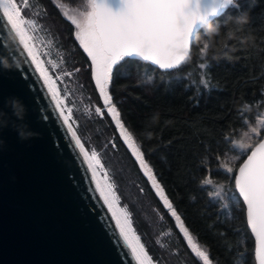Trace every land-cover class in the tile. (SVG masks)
Here are the masks:
<instances>
[{
    "label": "trees",
    "instance_id": "trees-1",
    "mask_svg": "<svg viewBox=\"0 0 264 264\" xmlns=\"http://www.w3.org/2000/svg\"><path fill=\"white\" fill-rule=\"evenodd\" d=\"M29 3L38 57L69 107L70 127L97 154L102 177L156 264H202L172 210L210 264H256L246 206L227 168L236 172L246 160L251 150L234 142L256 127L264 108V0H235L222 10L200 29L180 67L162 71L129 60L109 85L111 106L172 209L157 196L107 112L72 23L53 0ZM250 136L253 145L260 139ZM206 179L222 186L224 201L211 197Z\"/></svg>",
    "mask_w": 264,
    "mask_h": 264
},
{
    "label": "water",
    "instance_id": "water-1",
    "mask_svg": "<svg viewBox=\"0 0 264 264\" xmlns=\"http://www.w3.org/2000/svg\"><path fill=\"white\" fill-rule=\"evenodd\" d=\"M69 129L0 19V264H136Z\"/></svg>",
    "mask_w": 264,
    "mask_h": 264
},
{
    "label": "snow or ice",
    "instance_id": "snow-or-ice-1",
    "mask_svg": "<svg viewBox=\"0 0 264 264\" xmlns=\"http://www.w3.org/2000/svg\"><path fill=\"white\" fill-rule=\"evenodd\" d=\"M234 3L235 0H89L90 10L82 11L80 13L82 19H74L72 23L78 29L77 39L81 47L91 60L92 75L105 104L111 105L112 97L108 88L123 63L142 59L150 61L162 70L180 67L190 58L191 45L200 35V29L212 23L213 18L218 17L222 10L233 6ZM0 13H2L0 19L6 18L7 25H10L15 35L19 37V43L31 58L57 109L64 117V110L60 109L64 101L59 98V92L50 83L52 78L44 68L43 62L29 46L33 36L29 35L28 29L36 27L35 21L22 16L15 0H0ZM207 47L205 43L201 52L203 53ZM107 110L112 114L117 128L121 130V135L146 170L149 179L160 190L165 206L172 209V204L164 197L163 190L151 174L152 170L144 162L143 156L132 142V137L121 123L116 107L109 106ZM99 111L100 109H97V112ZM70 119V116L64 117V123L68 124ZM252 132L260 139L255 145L249 143L242 146L251 151L246 152L247 159L239 166L238 173L234 172V167H228L227 172L233 174L231 178L235 181L236 190L246 205L247 226L255 238L256 264H264V130L254 127ZM72 137L87 160L88 153L85 152L75 132H72ZM91 159H97L95 152L91 154ZM95 176L96 173L93 172V177ZM96 187L104 203L108 205L119 229V235L130 249L136 264H152L139 237L134 234L127 214L121 213L125 217L122 222L120 215H117L118 210L113 208L115 201H109L100 184ZM171 215L180 221L181 218L175 210L171 211ZM180 230L188 236V230L182 223ZM188 243L192 251L203 260V264H209L208 254L200 250L190 237Z\"/></svg>",
    "mask_w": 264,
    "mask_h": 264
},
{
    "label": "rangeland",
    "instance_id": "rangeland-1",
    "mask_svg": "<svg viewBox=\"0 0 264 264\" xmlns=\"http://www.w3.org/2000/svg\"><path fill=\"white\" fill-rule=\"evenodd\" d=\"M53 1H54V3L58 6V8L60 9L62 15H63L65 18H67L71 23H72V21H73L74 19H76V20L82 19L81 15H80V13H81L82 11L90 10V8H89V0H53ZM15 2L17 3V6H18V8L20 9V11H21V13H22V16H23L24 18L35 21L34 12H33V10L31 9L32 7L30 6L32 2L29 3V0H15ZM35 23H36V22H35ZM72 25H73V28H74V35H75V38H76L77 42H78L79 45H80V42H79V40L77 39L78 29L76 28L75 24L72 23ZM28 32H29V35L33 36V40L29 41V46L32 48L33 52L36 53L37 56H38V51H37V48L35 47L36 44H34V41H35V39H37V36H36L35 32L33 31V28H29V29H28ZM80 46H81V45H80ZM82 49H83V48H82ZM85 53H86V52H85ZM86 54H87V53H86ZM38 59H39V57H38ZM89 59H90V58H89ZM90 63H91V60H90ZM93 80H94V78H93ZM50 83H52V84H53V87H55L54 82H53V79H51ZM94 83H95V80H94ZM95 85H96V84H95ZM55 88H56V87H55ZM96 88H97V87H96ZM97 90H98V89H97ZM98 93H99V90H98ZM99 95H100V93H99ZM100 97H101V96H100ZM59 98H60V96H59ZM61 98H62V96H61ZM61 98H60V99H61ZM101 100H102V102H103V104H104V106H105V108H106V110H107L108 107L111 106V105H106L105 102H104L103 97H101ZM65 106H66V105H65L64 103H62V104L60 105V109H63V110H64V108H65V109H66V108H69V107H65ZM107 112H108V110H107ZM108 113H109V112H108ZM68 114H69V113L66 114V110H64V117H67ZM109 115L112 117V114H111V113H109ZM112 119H113V117H112ZM113 121H114V123H115V125H116V121H115L114 119H113ZM261 121H264V108H263V110L259 113V116H258V119H257L256 127H258V128H262V127H264V123H261ZM68 125H69V127H70V124H69V123H68ZM116 128H117V126H116ZM253 128H254V127H253ZM70 129H71V132H73V130H72L71 127H70ZM117 130H118V132H119L121 138H122L123 141L125 142L126 146L128 147V149L131 151L132 155H133V156L135 157V159L137 160L138 165H139L141 171L143 172V174H144V175L147 177V179L149 180V183L151 184L153 190L155 191V193L157 194V196L160 198V200L164 203V201H163V199L161 198V195H160V190H158V189L154 186L152 180L149 179V176H148V174L146 173V170L141 166L139 160L137 159V157H136V155L134 154V152L132 151V149L129 147V144H128V142H126L124 136L121 135V130H120L119 128H117ZM252 134H254V133L251 131V132L248 134V136H245V137L243 136V138H242L241 141H239V142H234V144H235L238 148H240L241 150H246V149H245L244 147H242V146H243V145H246V144H249V143H248V138H249V136L252 135ZM254 135H255V134H254ZM76 137H77V136H76ZM132 142L134 143L133 140H132ZM81 144H82V143H81ZM134 145H135V147L138 149V147L136 146L135 143H134ZM79 149H80V148H79ZM84 149H85V148H84ZM138 150H139V149H138ZM85 152L88 153V157H89V158H88L87 160H85V161H86L88 167H89V165H91V167H89V168H90V170H91V172H92V175H93V172L96 173V176H95V178H94V180H95V182H96V185H97V184H100V186L105 190V193H106V195L108 196V199H109L110 202L115 201V202L113 203V208H114V210H118V211H117V215H120L121 221L123 222L124 219H125V217H124L123 215H121V213H125L123 207H122V206L120 205V203L118 202L117 198L115 197V195H114V193L112 192L111 188L109 187V185H108L107 182L105 181L104 177H102V175H101V173H100V171H99V169H98V167H97V161L91 159V154H92V153L89 152L87 149H85ZM81 153H82V152H81ZM82 155H83V157H84V154H83V153H82ZM84 159H85V157H84ZM205 183L211 187V189H210V195H211L212 198H220L222 201H224V199H225V198H224V190H223L222 186H221L219 183L214 184L210 179H206V180H205ZM160 189H161V188H160ZM164 205H165V204H164ZM107 207H108V205H107ZM108 209H109V208H108ZM110 213H111V212H110ZM111 215H112V213H111ZM127 219H128V217H127ZM128 222L131 224V228H132L134 234H135L137 237H139L138 233L136 232L135 228L133 227V225H132V223L130 222L129 219H128ZM176 224H177V226H178L179 229H180V224H181V223H180V221L178 222L177 219H176ZM180 231H181V230H180ZM182 234H183V232H182ZM183 236H184V239H185L186 243H187L188 246L190 247L191 251H192V247H191V246L189 245V243H188V239H189V237L192 239V242H193L194 244H196L197 247H198L200 250L204 251L203 248H202L201 246H199V245L193 240V238L191 237V235H190L189 233H188V236H185L184 234H183ZM139 240H140V243L144 246V244H143L142 240L140 239V237H139ZM144 249H145V246H144ZM145 251H146V250H145ZM192 252H193V251H192ZM146 253H147V251H146ZM147 254H148V253H147ZM193 254H194V255L198 258V260L201 261V263L203 264V260H202L200 257H198L194 252H193ZM148 256H149V258H150L152 264H156V262L150 257L149 254H148ZM209 264H210V262H209Z\"/></svg>",
    "mask_w": 264,
    "mask_h": 264
}]
</instances>
